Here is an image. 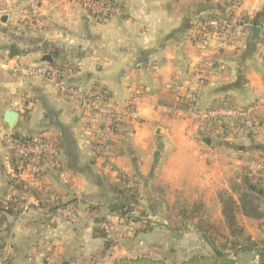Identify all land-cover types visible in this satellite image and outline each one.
Returning <instances> with one entry per match:
<instances>
[{"label":"crops","instance_id":"0c3cea01","mask_svg":"<svg viewBox=\"0 0 264 264\" xmlns=\"http://www.w3.org/2000/svg\"><path fill=\"white\" fill-rule=\"evenodd\" d=\"M113 1L124 14L100 21L73 0H46L37 18L28 0H0V264H114L134 254L161 258L171 246L181 262L212 253L198 213L185 215L200 206L210 221L221 220L219 196L238 201L235 185L256 191L264 213V120L252 128L203 131L186 116L166 113L184 109L172 88L186 85L197 66L209 74L202 109L222 103L264 109L262 35L256 42L250 30L234 42L195 41L196 21L205 15L230 13L239 23L264 24V0ZM13 48L20 55L12 59ZM53 53L54 64L68 72L67 84L102 87L121 108L135 100L141 119L120 126L114 159L101 155L90 113L43 79L1 69L37 65ZM6 111L19 115L13 129ZM9 133L55 141L63 170L43 165L39 175L18 172L4 147ZM69 207L74 221L61 214ZM97 219L126 222L131 233L110 240ZM241 222L257 243L244 250L250 264H264V216H241Z\"/></svg>","mask_w":264,"mask_h":264},{"label":"built area","instance_id":"2783aa9c","mask_svg":"<svg viewBox=\"0 0 264 264\" xmlns=\"http://www.w3.org/2000/svg\"><path fill=\"white\" fill-rule=\"evenodd\" d=\"M46 0H28L29 14L37 18L41 13L42 4ZM93 19L106 21L111 17L122 16L124 8L121 3L113 0H73ZM251 22L235 20L230 13L203 16L196 21L195 41L204 44L209 39L216 38L224 42H234L248 33L253 26ZM261 35L264 37V24L259 25ZM264 60V55H263ZM4 71L20 75L24 79H43L55 91L62 96L77 103L81 108L91 114L98 124L99 136L97 147L105 160L116 157L114 150V137L120 126L125 122L137 123L141 114L135 100H129L121 108L120 103L112 93L102 87L81 88L66 83L68 72L65 68L54 63L42 62L37 65L26 63L15 64L8 68L1 65ZM209 82V74L203 67H195L190 81L184 84L174 85L172 95L175 101L184 106V109L174 107L166 109L170 115H183L198 129L211 130L215 127L225 129L230 125L252 128L261 120H264V109L259 103H253L244 107L231 103L217 104L208 109H202L200 99L204 87ZM4 147L12 163H16L21 171L30 169L37 175L42 173L43 165L61 172V151L58 144L49 139L19 140L12 134L4 136ZM261 178L264 181V162L259 164ZM61 214L74 221V207L63 209ZM135 213L131 212L129 217ZM105 234L110 240L120 239L131 233L128 225L105 221L101 223Z\"/></svg>","mask_w":264,"mask_h":264},{"label":"trees","instance_id":"16d2710c","mask_svg":"<svg viewBox=\"0 0 264 264\" xmlns=\"http://www.w3.org/2000/svg\"><path fill=\"white\" fill-rule=\"evenodd\" d=\"M15 166L17 165L14 163ZM18 172L19 167L16 166ZM233 192L239 194V200H235L234 197L228 193H222L219 196L222 204V216L219 221H203L199 218L198 228L201 232L204 240L213 247L212 253L201 254L192 256L191 258L180 262L179 264H243L238 263L232 251L236 249H244L248 246L255 248V243L251 236L245 235L244 226L241 222V216L246 218L260 220L263 218L264 213L261 211L260 201L261 198L257 196L256 191L250 189V187L241 184L233 186ZM201 207L195 208V211L190 216L185 215L189 219H194L196 212L197 216L203 215L199 213ZM99 223L105 222V220H96ZM5 217L0 214V226L4 224ZM241 239L246 243L241 245L238 243V239ZM221 244V245H220ZM249 244V245H247ZM239 250V251H240ZM114 264H167L164 261L155 260L148 256H140L139 258H122L115 261Z\"/></svg>","mask_w":264,"mask_h":264},{"label":"rangeland","instance_id":"374dc122","mask_svg":"<svg viewBox=\"0 0 264 264\" xmlns=\"http://www.w3.org/2000/svg\"><path fill=\"white\" fill-rule=\"evenodd\" d=\"M190 216V215H189ZM198 219L200 218L201 220H203V221H207V215L206 214H203V215H199L198 217H197ZM101 220V219H100ZM105 220V219H104ZM97 223H99V222H97ZM263 232V234H264V231H262ZM245 235H249L248 233H247V231L245 230V228H244V233H243V237L245 238L246 236ZM238 241V243L239 244H241V245H245L246 243L241 239V237H239V239L237 240ZM255 243H256V241H254ZM263 244H264V242L263 243H261L260 245L261 246H263ZM221 245V244H220ZM247 245H249V244H247ZM259 245V246H260ZM7 248V247H6ZM171 248H172V246L171 247H168L167 249V251H166V254H163L162 256H161V258H155V257H152V256H150V255H137V254H134V257H131V258H139L140 256H148V257H151L152 259H155V260H162V261H164L165 263H167V264H179L181 261H178V260H176V258H175V255H174V253L173 252H170V250H171ZM250 247L248 246L247 248H244V249H236L235 251H232L231 253H232V255H234L235 257H236V259H237V262L238 263H243V264H250V257H251V254H249V253H246V252H244V250H246V249H249ZM5 250V245H3V247L2 248H0V250ZM243 251V252H242ZM139 254V253H138ZM130 258V257H129ZM6 261H7V259H6ZM6 261L4 262V264L6 263Z\"/></svg>","mask_w":264,"mask_h":264},{"label":"water","instance_id":"95a60500","mask_svg":"<svg viewBox=\"0 0 264 264\" xmlns=\"http://www.w3.org/2000/svg\"><path fill=\"white\" fill-rule=\"evenodd\" d=\"M251 31V35H252V41L256 42L258 40H260L261 38V29L259 26L257 25H253L250 28ZM20 53L16 52L15 49L13 48L12 53H11V58H15L17 56H19ZM57 58V53H53V54H48V55H44L42 57V62H46V63H54V60ZM18 113L14 112V111H6L5 113V117H4V121L9 125V127L11 129L14 128L17 120H18ZM260 149L264 152V146H260Z\"/></svg>","mask_w":264,"mask_h":264}]
</instances>
